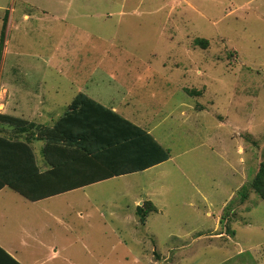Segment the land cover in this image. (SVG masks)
I'll return each mask as SVG.
<instances>
[{
  "label": "rangeland",
  "instance_id": "obj_1",
  "mask_svg": "<svg viewBox=\"0 0 264 264\" xmlns=\"http://www.w3.org/2000/svg\"><path fill=\"white\" fill-rule=\"evenodd\" d=\"M1 40V84L25 100L15 114L47 106L52 125L92 74L174 156L36 203L7 187L50 244L43 264H264V200L249 192L264 161V0H0Z\"/></svg>",
  "mask_w": 264,
  "mask_h": 264
},
{
  "label": "trees",
  "instance_id": "obj_2",
  "mask_svg": "<svg viewBox=\"0 0 264 264\" xmlns=\"http://www.w3.org/2000/svg\"><path fill=\"white\" fill-rule=\"evenodd\" d=\"M196 42L207 45L206 39ZM36 141H43L44 165L38 162ZM170 156V149L153 133L85 92L76 94L52 126L0 112V189L9 186L32 201L142 171ZM246 188H241L243 197ZM251 190L264 200V161ZM137 211L144 220L157 207L144 200ZM0 250L9 262L21 264Z\"/></svg>",
  "mask_w": 264,
  "mask_h": 264
},
{
  "label": "crops",
  "instance_id": "obj_3",
  "mask_svg": "<svg viewBox=\"0 0 264 264\" xmlns=\"http://www.w3.org/2000/svg\"><path fill=\"white\" fill-rule=\"evenodd\" d=\"M24 18L26 20H29L30 15L26 14V15H24ZM6 20H7V23H11L13 21V16H10V14H8V16H6ZM6 43H7V41H6ZM3 52H4V49H3ZM3 52H2V54H4ZM50 62H51L50 57H47V59H45V60L42 59L40 61V64H39V66H37V69H36V66H34L33 64H32L31 69L37 71L38 74L39 73L41 74V72H43L44 69L49 68V66L51 65ZM19 67H20L19 65L13 66V72H12L13 75L15 74V71L17 69H20ZM92 69L93 68L91 67L90 70H92ZM92 72H93V70L91 71V73ZM28 73H30V75H32L33 72L28 71V72H25L24 75L27 76ZM34 74L35 73H33V77H35ZM3 75H4V73L2 71H0V112L19 116V117L25 118L29 121H34L36 123L42 124L43 122L41 121V118L43 117V115L46 112L47 113L51 112L50 108H47V106H46L44 108V110H40L39 114H38L39 117L36 116V114H33L30 117H27L24 113L15 114L14 112H17L18 110H20L21 112H24L21 104L25 100H23L22 102L19 100V101H17V104H15L13 101V98L11 100V97H13L12 95H10V99H8L9 89L7 87L3 86V84H1V79H2ZM30 75L28 74L29 77H30ZM14 78H16L18 80V77L16 75ZM38 79H39L38 82L43 81L44 76H42V75L38 76ZM86 81H91V83L88 84ZM92 82H93V76L91 74L89 76V78L85 80L84 83L80 84L77 93H79V92L87 93L88 95H90L94 99L103 103L105 106L112 108L113 110L119 112L124 117L131 120L132 122L146 128L149 132L154 134L153 128L144 126L141 121L136 120L135 118H133L131 115H129L127 112H125L122 109L124 106V103H121L117 100H114L113 98H111V99L110 98H107V99L104 98L105 93L97 89L98 85L97 86L92 85ZM76 94L72 97V100L76 96ZM28 98H30L34 102L36 100V102H37V100L40 98V96L39 95H37V96L29 95ZM11 103H13L14 105H11ZM41 104H43V103H41ZM69 104H68V106H69ZM16 105H17V107H16ZM68 106H67V108H68ZM64 111H63V113H64ZM56 119H54L53 123L55 122ZM43 125H46V124H43ZM52 125H47V126H52ZM154 136L164 145V143L159 139L158 136H156L155 134H154ZM222 139L223 138L220 136L219 141L221 142ZM173 159H174V156L171 153L170 158L167 159L166 161H163V162L158 163L156 165H153V166H151L145 170H142V172H147V171L162 167V165L168 163L169 161H172ZM137 172H141V171H137ZM133 173H135V172H133ZM128 174H132V173H128ZM128 174L118 175V176H125ZM235 174H238V170H236L233 173V175H235ZM118 176H114V177H111L108 179H104L102 181H98V182H95L92 184L101 183V182H104L107 180H111V179H114ZM89 185H91V184H89ZM89 185H85L83 187H86ZM7 187H9V186H5L2 189H0V194L3 193V196L0 198V249L4 250L6 253H8L13 258H15L16 261H18L21 264H43L44 259L42 257H40V254L36 256V253L39 252L37 250L38 249L43 250V247H47V246L49 247L50 244L47 243L46 241L44 242V241L40 240V238H42V235H41L42 227L39 225L38 226L35 225V219H34L33 211H29L27 209V212H24V211L20 212L18 210V208L20 206L25 205L24 200H20L17 202L12 201L9 198V195L4 193V191ZM79 188H82V187H79ZM76 189H72L70 191H74ZM12 190L15 191L14 189H12ZM70 191H67V193ZM15 192L18 193L17 191H15ZM18 194L20 195V197L22 199H27L26 197L22 196L20 193H18ZM61 194H63V193H61ZM64 194H66V192H64ZM152 195H155V193H152ZM149 198L146 200H151L155 205V199L152 197H149ZM204 198H206V197H204ZM27 200H29V199H27ZM41 200H44V199H41ZM41 200H38V201H41ZM207 200L210 201L209 195L207 196ZM29 201H31L33 203L38 202V201H32V200H29ZM143 201L144 200H142V199H137V204L139 202L142 204ZM190 204H195V203H193V201H192V203H190ZM27 206H29V205H27ZM70 207H71V205H70ZM45 214L46 215H52L54 217L59 218L58 215H56L54 212L53 213L50 212L49 210H46ZM220 235H222V233ZM35 240H37L39 247L35 246V244H34ZM39 253H41V252H39ZM56 254H58V249L54 248L49 255L54 256ZM9 261H10L9 258L6 255H4V253L0 250V264H12Z\"/></svg>",
  "mask_w": 264,
  "mask_h": 264
}]
</instances>
